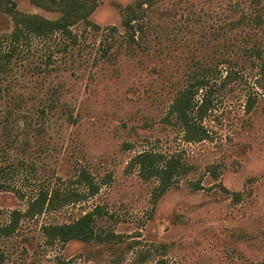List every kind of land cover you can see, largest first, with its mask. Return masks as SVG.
I'll use <instances>...</instances> for the list:
<instances>
[{
  "label": "rangeland",
  "instance_id": "1",
  "mask_svg": "<svg viewBox=\"0 0 264 264\" xmlns=\"http://www.w3.org/2000/svg\"><path fill=\"white\" fill-rule=\"evenodd\" d=\"M133 1L100 0L89 23L73 27L77 38L64 49V41L60 44L57 36L49 43L31 42L29 61L39 65L48 46L59 49L53 54L56 70L48 76L49 85L63 86L61 100L73 117L68 120L55 110L47 120L46 147L26 158L35 171L19 165L9 174L5 187L0 188V227L11 211H23L28 198L45 182L53 184L56 177L64 179L57 181L62 186L74 187L67 179L75 169L86 167L97 181L106 175L110 178L95 195L54 212L22 217L13 234H0L2 264H264V96L258 92L255 110L246 113L248 91L243 84L220 91L204 120L210 138L198 143L183 141L179 127L163 121L174 92L171 84L156 90L155 100L148 98L150 81L155 82L159 74L151 67L159 62L139 54L130 56V46L124 41L127 33L121 25V10ZM222 1L158 2L148 16L146 49L155 57L159 50L169 49L163 55L168 64L177 55L191 56L192 46L198 45L193 51L197 55L213 43L222 44L221 38L215 40L211 35L212 27L226 21ZM15 2L22 12L58 16L28 0ZM11 28L10 17L1 13L0 36ZM113 40L120 47L113 46L107 58L102 49ZM181 44L185 46L179 50ZM179 64L170 66V76L176 81L181 80ZM16 71L13 77L23 81L34 83L37 78L36 73ZM3 94L0 151L5 139ZM141 150L178 154L191 167L155 202L151 196L154 180H142L126 167ZM0 162L4 163L1 153ZM188 181H199L201 188H190ZM234 192L240 193L239 200L234 199ZM97 205L103 214L96 225L118 234V239L44 242L42 225L73 221Z\"/></svg>",
  "mask_w": 264,
  "mask_h": 264
},
{
  "label": "trees",
  "instance_id": "2",
  "mask_svg": "<svg viewBox=\"0 0 264 264\" xmlns=\"http://www.w3.org/2000/svg\"><path fill=\"white\" fill-rule=\"evenodd\" d=\"M28 1L45 10L58 12V16L47 18L37 13L22 12L17 8L15 0H0V14H7L12 21L10 31L0 36V85L1 82L3 84L0 93L3 92L2 97L5 98L2 115L5 139L0 151L4 163L0 162V188L5 187L9 174L15 172L19 165L35 171L32 163L26 162V158L46 147L45 141L50 135V123L47 120L55 110L66 115L68 120L73 117L66 103L61 100L63 86L60 83L49 85L48 76L51 71L56 70L53 66V54L59 49L48 46L41 55L42 66L29 61V56L32 55L31 42L40 40L49 43L57 36L60 44L61 40L64 41L62 49L68 43H74L77 33L73 27L81 22L89 23V16L100 0ZM160 1L162 0H134L122 8L121 25L127 33L124 41L130 46V56L139 54L148 58V61L159 62L151 67L159 74L155 82L150 81L148 98H158L155 91L167 83L174 88L163 121L176 124L186 143L202 142L210 138V131L204 120L220 91H231L236 84H243L248 91L244 101L246 113H253L255 110L258 92L264 96V0L222 1L220 8L226 21L224 25L211 29L213 38H221L222 44L213 43L207 51L197 55L193 51L197 50L198 45L189 46L192 48L191 56L177 55V59H171L168 64L163 55L169 49L159 50L155 57L143 43L147 34L148 16ZM92 27L99 28L96 24H92ZM116 44L115 40L105 43L102 55L109 58L112 54L110 51ZM184 46L181 44L178 49L181 50ZM116 47L120 45L117 44ZM113 51L114 49L111 52ZM178 63L181 80L176 81L170 76V66H177ZM17 69L21 74L24 71L36 73L34 83H31L33 80L23 81L22 77H13V72L16 73ZM10 77L11 81H8ZM10 91L13 94H9ZM126 167L134 169L142 180H154L151 189L153 202L191 169L178 154L166 155L155 150L138 151L129 159ZM211 172L214 174V169ZM109 178L106 175L101 181H97L88 168L81 167L75 169L67 179L75 184L74 187L62 186L58 182L64 179L60 177H56L53 184L45 182L28 198L23 211L10 212L7 223L0 227V234H13L22 217L33 218L45 212H54L95 195L100 185ZM188 182L192 189L201 188L199 181ZM80 185L83 186L82 189L78 188ZM233 196L235 200L240 199L238 192H234ZM102 214V208L97 205L73 221L44 224L41 226L44 242L47 245L65 244L76 239L88 243H106L118 239V234L104 231L96 225L97 217ZM4 259V254L0 251V264Z\"/></svg>",
  "mask_w": 264,
  "mask_h": 264
}]
</instances>
